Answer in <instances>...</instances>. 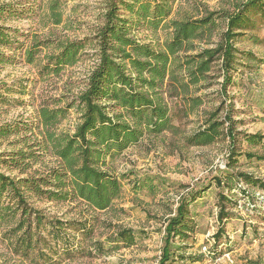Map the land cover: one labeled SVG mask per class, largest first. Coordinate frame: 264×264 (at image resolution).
I'll return each mask as SVG.
<instances>
[{
	"label": "trees",
	"instance_id": "16d2710c",
	"mask_svg": "<svg viewBox=\"0 0 264 264\" xmlns=\"http://www.w3.org/2000/svg\"><path fill=\"white\" fill-rule=\"evenodd\" d=\"M16 11L12 4H1L0 19L4 12L17 16ZM171 12V0H103L102 22L93 34L74 40H40L34 35L27 45L19 42L17 29L0 23V47L21 49L25 63H34L40 49L48 50L37 67L41 75H58L64 67L73 65L88 46H94L96 55L84 90L73 98L79 119L71 131L57 128L71 104L40 105L36 109V133L31 130L34 126L23 120L0 126V138L20 129L25 131L11 141L20 146L0 152V163L19 173L11 175L0 170V227L13 223L3 236L15 254L28 257L33 251L36 259L52 260L78 249L86 253L101 251V241L94 240V248H79L78 238L83 233L91 239L93 214L109 209L120 196L124 180L129 178V174L115 173L109 163L144 139L152 141L165 132L174 134L179 130L172 123L169 100L173 97L182 102L177 104L176 114L188 115L204 102L205 95L197 94L198 91L220 78L218 106L205 110L197 130L182 139L187 146L227 140V167L237 162L239 138L249 145L264 140L262 134L238 130L242 123L235 118L238 110H234L228 95L240 68L257 59L236 45L246 31L255 28V15L264 20V0L234 1L228 10H205L199 17L176 19ZM55 21L59 22V18ZM220 23L222 27L212 39ZM160 27L168 31L162 41L157 37L142 40L133 33L136 28L155 33ZM11 57L15 53L0 51V63ZM13 87L11 91L15 92ZM16 87L23 95L22 83ZM243 153L248 159L264 161L263 154ZM237 177L234 185L242 183L264 194V180L245 172L237 173ZM213 181L222 188L226 183L227 191L234 187L229 178L221 175ZM206 189H189L179 195L165 220L158 264H172L180 256L179 245L194 230L190 205ZM238 190L242 196L247 195L243 188ZM31 196L57 203L75 202L81 207L74 217L48 216L30 204ZM232 201V197L218 192L219 226L214 241L223 235V221L229 216L226 206ZM136 235L134 229L118 228L109 241L128 246Z\"/></svg>",
	"mask_w": 264,
	"mask_h": 264
},
{
	"label": "rangeland",
	"instance_id": "374dc122",
	"mask_svg": "<svg viewBox=\"0 0 264 264\" xmlns=\"http://www.w3.org/2000/svg\"><path fill=\"white\" fill-rule=\"evenodd\" d=\"M171 1V17L180 19L199 17L205 10H228L238 0ZM5 3L12 4L18 15L4 12L0 23L17 29L18 40L24 45L29 44L34 35L40 40L83 38L93 34L102 22L103 0H0V5ZM55 18H59V22ZM253 18L256 20L255 28L246 31L236 46L250 51L257 59L240 68L234 85L228 88V95L232 97L234 110H238L234 113L235 118L242 123L238 130L264 135V20L257 19L258 15ZM221 27L222 23L214 29L212 39ZM133 30L137 38L146 41L155 37L162 41L168 36V31L162 27L155 33L143 28ZM0 51L10 55L15 53V57L0 63V126L23 120L30 127L34 126L31 130L36 133V109L40 105L71 104L57 126L59 130L71 131L79 119L73 98L84 90L88 74L94 67V46L86 47L78 60L64 67L58 75L38 73V64L48 51L45 48L40 49L37 60L32 64L25 63L22 50L14 46L0 47ZM213 70L216 72L218 69L215 67ZM218 81L220 78L210 87L198 91L197 94L205 95L204 102L188 115L184 112L176 114L177 104L182 103L179 99L173 97L169 100L172 123L179 128L176 133L165 132L152 141L144 139L109 163L115 173L129 174V178L124 180L121 194L111 207L93 214L91 239L83 233H79L78 238L79 248L88 245L94 248V240L101 241V251L86 253L78 249L70 255H56L52 260L36 259L31 251L28 257H24L15 254L3 236L4 230L13 224L9 223L0 227V264H158L165 220L174 210L179 195L202 187L207 188L206 191L189 208L194 230L179 245L177 252L183 257H175L172 264H264V194L244 184L234 185L239 172L264 180V161L248 159L243 153L264 155V140L260 144L249 145L239 138L237 162L227 167V140L205 146H187L182 139L183 135L197 130L205 110L218 106L221 99L216 93ZM19 82L24 86L21 89L23 95L16 87ZM12 85L15 92L11 91ZM14 133L0 138V152L20 146L11 141L25 131L20 129ZM38 167L36 164L35 168ZM0 170L11 175L19 174L2 163ZM218 175L226 180L229 178L230 186L233 184L234 187L227 191L226 183L223 188L216 185L213 179ZM240 188L246 190L247 195L242 196ZM220 191L232 197L233 204H227L229 216L223 221V235L219 241H214L213 235L219 226ZM29 201L48 216L62 218L76 216L81 207L75 206V202H50L37 196H31ZM118 228L134 229L137 233L134 243L127 246L110 242L111 234Z\"/></svg>",
	"mask_w": 264,
	"mask_h": 264
},
{
	"label": "built area",
	"instance_id": "2783aa9c",
	"mask_svg": "<svg viewBox=\"0 0 264 264\" xmlns=\"http://www.w3.org/2000/svg\"><path fill=\"white\" fill-rule=\"evenodd\" d=\"M242 185V183H240Z\"/></svg>",
	"mask_w": 264,
	"mask_h": 264
}]
</instances>
